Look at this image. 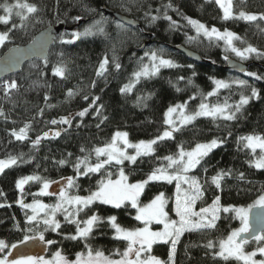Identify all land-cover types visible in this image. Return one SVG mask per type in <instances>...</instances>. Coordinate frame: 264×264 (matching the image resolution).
I'll use <instances>...</instances> for the list:
<instances>
[{"label":"trees","instance_id":"obj_1","mask_svg":"<svg viewBox=\"0 0 264 264\" xmlns=\"http://www.w3.org/2000/svg\"><path fill=\"white\" fill-rule=\"evenodd\" d=\"M15 4L18 0H0ZM20 3L34 4L39 9L34 18L26 21L23 29L13 28L19 25L20 19L13 14L8 24L0 23V32L8 31L11 40L0 48V55L10 46L25 45L29 43L41 30L46 27L61 23L64 27H73L70 32L62 31L61 34L81 31L95 20L105 18L104 28L106 35L82 38L73 44H62L59 36L50 48L46 61H32L27 63L19 74L7 77L0 81V159L9 155L19 156L24 154V160L18 162L0 174V240L11 245L23 238L26 225L25 213L17 204L18 199L24 203H32V193L40 189L39 182H29L24 186V193L16 189L15 183L29 175H39L53 183L49 192L58 195L55 186L64 184L66 177H76L74 170L77 158L90 155L89 162L95 163L96 157L93 149L104 147L109 143L116 132L128 133V139L133 142L147 141L156 138L166 130L164 113L169 106L188 101L191 110H195L204 94L213 91V79L226 82L245 80L250 86L247 89L232 85L228 89H220L216 95L208 97L207 103H224L225 100L234 104L239 100L241 92L250 95V88L254 87L259 93V98H253L245 105L237 118L232 121L222 119L213 120L210 117H200L192 124L184 126L173 134V139L160 141L155 145V153L151 156L140 157L136 163L125 161L122 165L106 166L104 171H110L115 179L120 168H123L129 177V182H137L147 178V175L161 164L162 157L172 155L177 151L178 145L186 149L195 143L208 142L212 139L224 141L205 157L189 175L195 176L204 186V197L197 203L200 206L211 204L219 196L221 204L228 206H248L264 190V169L257 170L249 166L253 154L249 149L238 142L239 137L246 135L264 136V79L242 76L230 73L225 68L227 56L233 57L225 51L220 42L209 41L202 35L197 36L195 29L187 23L184 17L191 18L205 24L207 27H216L220 31L227 29L238 35L241 40L235 41L236 47L243 49L249 45L258 52L264 53V21L247 22L240 19H222L223 13L213 0H19ZM171 5V7H167ZM103 8H110L140 23L139 28H128L118 22L112 21L102 13ZM95 11H90V10ZM234 14L240 11L252 14L264 13V0H232ZM0 15H4L0 8ZM167 15L171 21L164 19ZM80 16L86 23L80 27L72 18ZM152 16H157L151 21ZM175 22V27L172 26ZM122 25V27H118ZM151 34L150 44L138 51ZM189 37H194L189 40ZM65 36V39H69ZM183 45L200 55L206 62L199 64L188 61L182 54L173 48ZM157 51L163 58L172 60L177 67L161 68L155 75L140 78L135 82L130 92L121 93L120 89L130 84L133 73L140 69L147 60L145 52ZM107 56L109 64L102 76H97L100 61ZM143 57V60L141 58ZM120 64L116 69L115 63ZM248 65L247 72H254L264 77V56L250 54L245 60ZM66 66L64 77L53 75V67ZM192 65V67H189ZM195 73V75H193ZM183 77V79H180ZM15 81L18 88L12 90L8 96L3 91L5 81ZM191 80V83H189ZM93 82L95 85L93 86ZM179 89V91L177 90ZM73 96L69 97L68 92ZM196 99L190 100L194 96ZM88 96L85 100L84 97ZM47 97V99H45ZM94 97H99L96 104L89 108ZM138 97L140 98L138 102ZM145 97H147L145 99ZM84 108H89L83 117L75 115ZM99 108V113L96 109ZM61 117H70V124H51L52 120L59 121ZM28 124V138L17 141L12 131H19ZM99 125V126H98ZM59 131L57 137L55 132ZM49 132L47 139H42L40 144L32 147V141L38 135ZM81 148L85 151L81 152ZM130 154L133 150L129 149ZM71 154V155H69ZM65 160V164H59ZM230 171L225 176L221 189L211 184V177L217 173ZM243 174V178H241ZM101 179L100 173L89 176H80L76 179L78 189H70L73 194L86 196L88 190H95L97 181ZM54 190L56 192H54ZM164 192L168 198V209L172 206L175 193V183L151 182L146 185L140 197L141 204L149 202L156 194ZM56 195L40 196L37 199L44 204H54ZM92 212L101 217L115 215L117 222L127 228L141 227L133 217L135 209L130 205L119 209L107 205L95 204L90 210H85L77 217L86 219ZM28 214H31L28 212ZM61 223L59 234L45 232L46 239L56 241L47 246V256L51 257L57 249L61 250L69 260L75 259V253L86 251L82 241L65 239L66 235L75 233V226L66 223L63 215L58 214ZM239 226V221L230 215L221 213L214 229H202L185 233L176 246L174 264H237L235 260L224 261L215 257L216 247L208 249L205 245L209 240L218 241L226 237L230 231ZM43 225H40V230ZM38 242V241H37ZM39 243V242H38ZM88 243L92 248L99 249L112 259H119L113 253L119 249L121 252L125 242L113 239V230L107 223L94 229ZM254 241L246 245V250H252ZM40 244V243H39ZM43 245V244H42ZM23 245H19L18 248ZM168 244L153 246V255L161 260L168 259ZM45 247V245H44ZM6 253L0 254V256Z\"/></svg>","mask_w":264,"mask_h":264},{"label":"snow or ice","instance_id":"obj_2","mask_svg":"<svg viewBox=\"0 0 264 264\" xmlns=\"http://www.w3.org/2000/svg\"><path fill=\"white\" fill-rule=\"evenodd\" d=\"M215 3L222 10V19L224 20L240 19L247 22L264 21V13L256 15L240 11L238 14H234L232 0H215ZM167 7H171V5ZM0 8L4 12V15H0V23L8 24L10 17L15 14L19 17L20 24H13L12 27L19 29H23L26 26V21L34 18L35 14L39 11L36 5L20 3L19 0L15 4H9L7 2L0 4ZM157 18V16H152L151 21H155ZM72 19L78 22L82 17L76 16ZM164 19L171 21V17L167 15L164 16ZM184 19L195 29L197 36L202 35L210 42L223 41L225 51H230L235 54L241 61L248 59L250 54L264 56V53L258 52L251 45L243 49L236 47L234 41L241 40V38L227 29L221 32L216 27L208 28L203 23L191 18L184 17ZM60 22L63 23V21ZM104 22L105 18L102 16L100 20H95L92 24L85 27L83 31L61 34L58 38L59 42L62 44H73L82 38L106 35L103 26ZM172 26L175 27V22H172ZM118 27H122V25L118 24ZM11 31L12 29L10 28L8 31L0 32V47L5 46L6 42H10L11 37L9 33ZM65 36H69L70 38L65 39ZM56 39L57 37L52 36L50 32H46L42 34L40 40H34L30 48L10 50L12 54L5 59L3 65L4 70L15 66L23 58L40 54L49 40L55 41ZM193 39L194 37H189L190 41ZM144 56L148 58L150 63L142 64L140 70L133 73L137 82L141 77L148 78L155 76L161 68L177 67L172 60L163 58L157 51L145 52ZM224 59L227 60L228 57L225 56ZM141 60H143V57ZM113 62L115 63V58H113ZM108 64L109 60L105 56L99 63L96 75L102 76L107 70L106 66ZM115 67L119 69L120 64L115 63ZM189 67H192V65H189ZM234 67L239 68L238 65H234ZM239 70L244 71L242 68ZM66 71V66L63 64L53 67L54 76L64 77ZM244 74L254 77L257 80L264 79V77L254 72L245 71ZM180 79H183V77ZM189 83H191V80H189ZM212 83L215 85V88L213 91L203 95L200 104L195 110H187L188 101L169 106L164 113V124L167 128L156 138L133 143L128 139V133L116 132L111 141L104 147H97L92 150L96 157L95 163L89 162L91 153L83 158L78 157L74 165L76 177L69 176L63 178L64 185L60 187L58 195L49 192V189L53 183H60L59 181H50L39 175H29L17 179L15 187L21 195L24 193V186L29 182L40 183L39 191L32 193V203H24L23 199L17 200L20 208L27 210L25 213L26 225H34V227H25L22 230L24 233L23 238L19 240L18 244L12 243L9 245L4 240H0V254L6 253L0 256V264H174L176 246L180 238L188 232L214 229L217 220L221 218V213L230 215L231 218L238 220L240 226L233 229L226 237L220 238L218 241L214 242L209 240L205 247L213 249L218 246L219 250L214 255L224 261L232 259L237 264H264V259H256L257 256L264 257V190L247 207L222 205L221 198L216 196L211 204L200 206L197 210V203L202 201L205 195L204 186L195 176L189 175V173L197 169L203 159L224 141L217 138L208 142H197L193 147L188 149L182 144L178 145L177 151L174 154L160 158L162 161H166V164L162 163L160 167L154 168L147 175L146 179L137 181L136 183L129 182V177L123 168L119 169L115 179L112 178L113 174L110 171L102 172V170L106 169V166L122 165L125 161L134 164L140 157L153 155L156 150L154 146L158 142L173 139L175 132L180 131L184 126L192 124L200 117L232 121L237 118V113H240L244 106L249 104L251 99L259 98L257 89L251 87L250 95H245L241 92L239 100L234 104L228 103L227 100L222 104H209L206 102L208 97L216 95L220 89H228L232 85H236L241 89L250 87L245 80L226 82L224 80L213 79ZM94 85L95 82H93ZM132 86L133 84L131 83L124 85L120 89L121 93L130 92ZM17 88L18 85L14 80L3 83L5 96H8L12 90ZM177 90L179 91V89ZM73 95L74 93L72 91L68 92L69 97ZM84 99L87 100L88 96H85ZM98 99L99 97H94L89 108L95 105ZM189 99L194 100L196 97L194 95ZM139 100L140 98L138 97V102ZM89 108H84L75 115L83 118L88 113ZM99 111L100 109L97 108L96 112L99 113ZM3 115L4 113L0 112V116ZM50 123L53 125L57 123L70 124L71 119L70 117H61L59 121L52 120ZM29 127L28 124H25L18 132L15 130L12 131L11 135L17 141H24L28 138ZM54 135L58 137L60 132L57 131ZM48 137L49 132L38 135L32 141V147L36 148L42 139H47ZM238 142H242L243 147L249 149L253 154L259 150L258 155H253V158L249 161V166L257 170L264 169V136L255 134L241 136ZM128 149H133L134 154H129ZM84 151L85 149L81 148V152ZM21 161L24 163L30 162L24 160V154H20L19 156L9 155L4 159H0V174ZM65 162V160H60L59 164L63 165ZM93 173L101 174V179L97 181L95 190H88L89 194L86 196L73 194L69 191L70 189L74 190L79 188V184L76 183L78 177L89 176ZM228 175H230V171L217 173V175L211 177V184L215 185L217 189H221V181ZM241 178H243V174H241ZM161 181L168 184L175 182V200L171 211L174 212L176 218L170 217L169 211L166 210L168 198L164 192L156 194L148 203L141 204L140 202V197L144 193L146 185L151 182ZM3 195L4 193L0 192V196ZM50 195L57 196L54 204H44L37 199L40 196ZM97 203L111 206L115 209L131 205L136 213L133 218L143 226L134 228L123 227L117 222L115 215L101 217L95 212L88 215L86 219L77 218L80 213L85 212V210H90ZM3 206V204H0V207ZM253 209H256V211L253 212ZM28 212L31 214H28ZM58 214L63 215L66 223L75 226V233L66 235L64 238L72 241H82L86 251L76 252L75 259L73 260H69L59 249L52 253L51 259H46L43 255H31L23 252H18L16 258L9 259V256L12 255V249H17L19 245H27L29 242L35 243L38 241L40 244L45 245L44 250L46 251L47 246L56 243L54 240L46 239L44 233L51 231L59 234L58 230L61 228V223L57 219ZM104 223H107L113 230V239L125 242V247L122 252L117 249L113 253V255L119 256V259H112L111 256H106L99 249L94 250L88 243L94 229ZM41 224L43 225L42 230H40ZM153 224L162 225L163 227L160 230L154 231L151 227ZM249 238L256 242V247L252 251L245 250L246 245L249 244ZM156 244L170 245L167 261L161 260L152 254L153 246Z\"/></svg>","mask_w":264,"mask_h":264},{"label":"water","instance_id":"obj_3","mask_svg":"<svg viewBox=\"0 0 264 264\" xmlns=\"http://www.w3.org/2000/svg\"><path fill=\"white\" fill-rule=\"evenodd\" d=\"M102 13L104 16L110 18L112 21L118 22L128 28H139L140 27V23L134 19H131L117 11H114L113 9L110 8H103L102 9ZM86 23L85 20H80L76 23L77 27H80L82 25H84ZM73 30V27H64L61 23L57 24V25H53V26H49L46 27L45 29L41 30L29 43L25 44V45H13L8 47L1 55H0V81H2L3 79L19 74L22 70V68L29 62L32 61H40V62H44L47 60L48 55H49V51L50 48L53 46L55 41H51L49 40L47 42V44L45 45L44 50L38 54V55H31L27 58H23L20 60L19 63L15 64V66L8 68L7 70H4L3 65H4V61L7 57H9L12 53L10 50L12 49H28L32 46L33 41L34 40H40L42 34L46 33V32H50L52 34V36L54 37H58L59 34L62 31H66V32H70ZM150 40H151V34L147 35V41L141 45V47L138 48V51H142L143 49H145L149 44H150ZM175 51H177L178 53L182 54L188 61L193 62V63H205L206 61L204 59H202L200 57L199 54H197L196 52L192 51L191 49L183 46V45H177L173 48ZM234 65H238L239 68L234 67ZM225 68L227 71H229L230 73L242 76L244 75V72L247 71L248 69V65L246 63H241L239 61H236L234 59H227L225 60ZM243 69L244 71H241L239 69ZM256 209H253V212H255ZM250 220H251V216H250ZM252 240L249 238V242H251Z\"/></svg>","mask_w":264,"mask_h":264},{"label":"rangeland","instance_id":"obj_4","mask_svg":"<svg viewBox=\"0 0 264 264\" xmlns=\"http://www.w3.org/2000/svg\"><path fill=\"white\" fill-rule=\"evenodd\" d=\"M213 1H215V0H213ZM257 15V14H256ZM201 23V22H200ZM205 25V24H204ZM206 26V25H205ZM207 27V26H206ZM209 28V27H208ZM81 31H83V29L81 30ZM221 32H223V31H221ZM216 42H220L222 45H223V47H224V49H225V45H224V43H223V41H216ZM234 44H235V41H234ZM236 46V45H235ZM1 48V47H0ZM227 52H229V53H231L230 51H227ZM232 54V56L233 57H229V58H231V59H234V60H236V61H239V62H241V63H246V61L245 60H243V61H241L238 57H236L235 56V54H233V53H231ZM166 59V58H165ZM150 62H149V60H148V58H147V60H146V62L144 63V64H149ZM175 64V63H174ZM138 70H140V69H138ZM137 70V71H138ZM141 78H144V77H141ZM219 80H221V79H219ZM136 82V80H135V77L134 76H132V81H131V84H134ZM215 88V87H214ZM178 104V103H177ZM188 111H193V110H191V108L189 107V104H188V109H187ZM133 150V149H132ZM259 152V150H257V153ZM128 153L130 154V152H129V149H128ZM133 154H134V150H133ZM130 183H133V182H130ZM136 183V182H135ZM175 183V182H174ZM64 184H59V185H57V186H55L56 187V189H57V192L59 193V189H60V187H62ZM54 192H56L55 190H54ZM258 198V197H257ZM174 200H175V196H174V198H173V200H172V206L170 207V209H168V205H167V208H166V210L167 211H169V215H170V217H172V218H176L175 217V214H174V212H172L171 211V209L173 208V206H174ZM146 203H148V202H146ZM131 206V205H130ZM235 207H247V206H235ZM143 225H141V227H142ZM239 226H240V223H239ZM239 226H237V227H235V228H238ZM151 227H152V230H154V231H156V230H160L163 226L162 225H155V224H153V225H151ZM235 228H233V229H235ZM232 229V230H233ZM231 230V231H232ZM230 231V232H231ZM253 246L254 247H256V242L254 241V243H253ZM45 249V247H44V245H42V244H39L38 242H35V243H32V242H29L27 245H23L22 247H20V248H17V249H12V255L11 256H9V259L11 260V259H13V258H16L17 257V253L18 252H23V253H26V254H31V255H43V256H45V258L46 259H51V257H48L47 256V253H46V251L44 250ZM216 250L218 251L219 249H218V246L216 247ZM246 250V249H245ZM253 250V249H252ZM252 250H246V251H252ZM256 259H264V257H259V256H257L256 257Z\"/></svg>","mask_w":264,"mask_h":264}]
</instances>
